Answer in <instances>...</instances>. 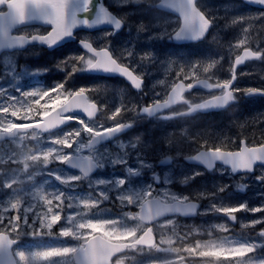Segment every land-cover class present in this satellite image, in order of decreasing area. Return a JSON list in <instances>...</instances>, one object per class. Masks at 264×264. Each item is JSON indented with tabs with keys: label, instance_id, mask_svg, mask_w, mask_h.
Returning <instances> with one entry per match:
<instances>
[{
	"label": "snow or ice",
	"instance_id": "obj_1",
	"mask_svg": "<svg viewBox=\"0 0 264 264\" xmlns=\"http://www.w3.org/2000/svg\"><path fill=\"white\" fill-rule=\"evenodd\" d=\"M135 0H113L122 8ZM245 3L264 6V0H245ZM160 7L177 13L176 27L171 32L165 30L163 34L176 40H200L205 37L209 29L215 24L216 17L198 3V0H160ZM6 9V10H5ZM127 14L120 15L105 3V0H0V50L23 49L25 45L39 43L48 48H54L66 39L76 38L77 29H96L100 26H110L94 39L80 38L78 40L82 52L65 57L56 67L65 73L63 81L55 83L50 88L33 87L25 90L19 81L23 76H38L48 69L18 71L11 61H6L3 74H10L9 87L0 84V141L23 143L26 137L35 141L34 150L30 149L24 155V171L32 166L36 173H28V179L36 174H47L45 184L37 187L34 193H22L21 189L13 186L19 182L18 176L0 172V191L7 197L0 202V264H124L126 250L138 249V246H148L157 251L175 254L179 264H183L184 257L180 253H195L202 245L198 241L195 247H174L176 217L194 216L200 214L199 205L193 202V197L172 191L168 187L174 182L172 175L163 178L156 171L158 165L149 162L146 153L138 149L139 137L136 141L117 142L116 150H109L106 142L115 141L118 134L129 129L140 119L154 118L156 120H171L176 116L190 115L199 111L221 109L236 102L237 93L245 96H264V87H250L240 89L236 87V66L247 60H264V49L257 47L253 50L244 47L240 55H236L231 64L230 78L209 83V77L200 80L198 77V63L166 59L157 61L152 52L138 54L130 43L122 50L112 45L116 36L128 22ZM245 20L264 21V12L255 16H241L232 23ZM33 22L50 26V30L40 34L16 35L19 26H29ZM252 25L249 24V28ZM249 28H243V38L235 45L244 46L248 39ZM139 31L146 30L141 24ZM162 63L166 70L177 63L180 69L176 73L183 79L173 82L170 91L162 94L154 92L151 103L141 104L140 99L147 95L144 92L147 71L142 67L145 62ZM217 61L212 60L204 68L215 67ZM188 69L187 71L185 69ZM78 72H103L109 75L123 77L130 86L141 96L135 103L121 102L120 106L111 111L109 120L114 121L111 126H105L94 119L98 112L107 105L98 104L97 100L87 95L89 88H66V83ZM194 79L202 87L219 90V94H211L210 98L199 103L190 101L184 96L185 91L193 88V84H184L183 80ZM159 83L163 84L164 81ZM54 94V95H53ZM30 98V99H29ZM48 98L51 104H41ZM187 106L186 112L173 110L176 104ZM33 105L40 111V117L35 122L16 123L11 118L28 121L33 113ZM131 112L134 116L131 122H121L117 117L122 113ZM87 117L82 118L80 114ZM5 120L7 121L5 123ZM75 121L79 127L64 131L69 122ZM57 129L59 131L54 132ZM31 130V131H29ZM48 138L44 139V134ZM202 144L188 160L203 165L207 170H219L223 174L230 172L253 174L256 183L264 185V142L249 146L245 141L240 142L238 150H227L221 142L220 146ZM150 145H144L148 148ZM130 149V150H129ZM15 152L0 154V163L16 164ZM29 161L31 163H29ZM172 158L165 156L158 161L159 165L171 164ZM52 165H56L52 167ZM63 165L64 167H60ZM221 167L218 169L217 166ZM66 169L75 170L66 171ZM112 169L110 177H94V173ZM119 169V172L115 171ZM15 172V170H13ZM151 173L150 182L138 184L146 172ZM199 172L184 175L181 183L189 180ZM87 182V191H77L83 182ZM230 184L218 185L212 192H200L197 199L208 198L212 201L209 209L222 213L231 221L237 220L236 213H261L259 219H253L251 226L264 224V203L260 206H249L247 201L235 206H223L215 201L222 193L228 191ZM248 185L241 183L238 191H246ZM31 196V199L27 197ZM264 197V192L261 193ZM106 201H118L123 207L135 206L138 212H123L120 217L109 218L102 214L100 206ZM55 202V204H54ZM55 208V211L53 210ZM46 209V210H45ZM15 215H12V212ZM31 214V215H30ZM128 221H132L131 225ZM58 226V236L77 241L75 245L47 247L42 250H17L13 252V245L17 244L20 235H53V227ZM222 231H228L227 226L219 225ZM27 229H31L28 232ZM44 229L46 231L41 232ZM16 233V239L11 234ZM159 236V240H157ZM258 240L225 238L220 242L213 240L203 245L207 250L199 251L201 257L234 258L235 264H264V228H261ZM167 245V247H161ZM258 253L250 256L249 254ZM14 257H19L17 261ZM55 258H68L58 261ZM165 264H172L166 261Z\"/></svg>",
	"mask_w": 264,
	"mask_h": 264
},
{
	"label": "rangeland",
	"instance_id": "obj_2",
	"mask_svg": "<svg viewBox=\"0 0 264 264\" xmlns=\"http://www.w3.org/2000/svg\"><path fill=\"white\" fill-rule=\"evenodd\" d=\"M155 1L156 0H135V2L129 3L123 6L122 8H120L113 3V0H110V5L119 8L120 15L127 14L129 18L128 19L129 25L126 33L118 37L110 38L112 40V45L116 49L122 50L123 46L128 45L130 43L131 47H133L136 53L142 54L144 52H152L154 55L157 54L158 57L155 55L156 60L157 61L159 60L160 62H163L166 59L177 61L179 64H183L184 61H192L198 63V77H200L201 75L202 76L212 75L211 77H214L219 80H221V78L223 77L222 70L228 73L231 72L230 67L234 56L237 53H239L240 50L244 48L246 45H248L251 41L258 42L261 45V47L264 49V39H263L264 21L245 20L235 24L232 23L234 18L238 20L239 17L241 16L244 17L255 16L259 12H264V11L251 10L238 3H224L223 5H219V6L210 3L203 4V6L216 17L215 27L212 31V38L208 41L209 42L208 46L206 45L192 46V47H186V49L170 47L169 45H170V41H172V38L170 39L168 35L163 33L165 32V30L171 32L172 29L176 27V23H175L176 17L170 16L165 13H159V11H155V7H154ZM248 23L252 25L250 28ZM141 24L146 26V30L143 31L138 30ZM243 28H249L247 34L248 39L246 40L244 46L237 48L235 47V45L237 44L238 40L240 38H243L244 36V33L242 31ZM29 32L41 33L42 29L31 28ZM100 35L101 34H98L95 37H98ZM88 37H90V35H85V38ZM210 43H214V44H210ZM39 52L41 51L37 50L36 48H33V50H31V52L27 54H21L20 52L6 54L0 58V71L3 73V66L6 61H11L12 63H14L18 71L23 70L25 68L30 71L42 70V69L50 70V68H53L54 72L60 73L61 76L58 75L55 77H51L50 79H48V81L47 80L43 81L42 79L40 81L32 80L34 78L40 79L44 74L48 72L47 71V72H42V74L38 76H34V77L23 76L19 81H13V83H17V82L21 83L25 88V90H31L33 87H42L47 89L52 87L55 83L63 81L65 79V73L64 71H61L56 67L57 63L64 60L65 57L67 56L80 53L79 51L73 52L70 50V48H68L65 51H63L60 56L55 55V53H48L47 60L45 61L40 58ZM212 60L217 61L215 67L209 68L208 72H205L204 68ZM142 67H144V69L147 71L146 76L149 79L151 91L153 90L152 92H159V93H163L164 90H166L168 86L171 85L172 81H176L178 79L176 73L180 71L177 63L172 64V67L169 70H166V68L163 66L162 63H151L147 61L145 62V65H143ZM261 68H262L261 65H255L252 68L251 67L247 68L242 73V78H243L242 82L246 83L249 79L251 78L254 79L253 74L258 73L261 70ZM185 70L187 71L188 69L186 68ZM2 73H0L1 76L0 84L4 85L5 87H9L8 80L11 78V76L10 74L4 75ZM86 74L88 75L87 72H78L74 77L68 80V82L66 83V88L78 89L79 87L82 86L89 88L90 91L88 93L92 97H95L97 100H99L102 103V105H107V108H105L106 120H109L108 116L111 115V111L114 110L115 107L120 106L121 102H124L121 101L120 99H116V97L126 96L127 90L126 88H123L122 84L118 85L119 83L118 81L106 80L100 77H89ZM179 78H183V73H181V76ZM223 79L224 78H222V80ZM160 80L164 81L162 85L161 83H159ZM45 103L51 104V101H49L48 98H45L44 100L41 101V104H45ZM133 103L135 102L133 101ZM32 107H33V113L31 114L30 120L25 121L11 117L10 119H12L13 122L16 123H25V122L33 121L35 119V116H37L36 112L40 111V109L38 108V106L35 105H33ZM0 120H4V117L2 115H0ZM98 121L103 124L104 118ZM6 122L7 121L5 120V123ZM76 127H79V125L77 124ZM171 134L172 136L169 139L162 138L161 145L146 144V145H150V147L148 148L143 147L142 150L147 155H150L153 158L148 161L158 165L156 167V171L161 175L162 178L166 174L173 176L174 182L176 183L173 184L174 183L173 182L172 183L173 185L171 184L170 189L172 191L190 195L191 197L196 199L200 192L210 193L213 190H215L218 185L229 184L228 181L231 184V181L228 179L217 180V178L215 179L210 178L204 180L202 178H198L197 180H195V176L194 178L191 179V181H196L195 183H192L189 186H186L185 183H181V180L183 179L184 175H192V173L196 172V170H192L194 169L193 167L186 168L184 164L185 161L181 159V157L185 154H190L195 150H197L199 146V144L197 143H202L204 141L205 132L200 129L186 128L185 131L184 128H179L177 130L174 129L171 132ZM43 138L47 139L48 134L44 135ZM24 141L22 144L14 143L13 146H11L10 143H6L0 146V154H2L4 151H8L9 154L15 152L16 154L15 158L19 161L18 163H16L17 166L19 165V167H14L8 164L3 165L0 163V172H7L9 175H13V174L17 175L19 182L13 187L18 188V186H20V184L22 183L24 187L21 189L22 193H27L29 190H36L37 187H41V186L47 188L48 186L45 184V181L48 179L46 173L36 174L34 175L33 179L29 180L28 173H36L37 168L35 166H32L28 169L27 172L24 171V163H25L24 155L27 154L30 149L34 150L36 146L35 141H33L30 137H26ZM26 143H28L29 145L28 144L26 145ZM171 143H174V145H172L175 148L174 150L170 149ZM171 152L179 160L174 161L169 166L159 165L158 161L160 159H163ZM29 163L31 162L29 161ZM13 170H15V172ZM102 172L104 173L106 172V170ZM97 176L110 177L111 174H107V175L99 174ZM150 176H151L150 171L146 172L144 177L141 180H139L137 183L140 184L146 181L150 182ZM2 179L3 176L0 175V180ZM244 183L248 185L246 194H244L243 191L241 193H238L239 194L238 197L234 198V196L231 195L234 194V191L235 193L237 191L234 189H233L234 191L228 189V191L222 193L220 198H218L215 202L218 205L222 204L223 206H235L240 202L247 201L249 203V206L252 207L260 206L262 203H264V197L261 196V193L264 192V185L258 184L256 183V181L255 182L250 181ZM253 186H256L255 190L252 189ZM158 187L164 188L168 186L162 185ZM87 190L88 189H87L86 181L83 182L80 185V188L77 189V191H83V192H86ZM4 192L6 191L5 190L0 191V202L5 201L7 199V197L4 195ZM199 199H202L206 203V208H204L202 211V218H195L193 220H187L186 218L180 216L175 218L178 227L176 228L177 235L174 237L175 244L173 246L181 247V248L195 247L198 241L202 245V247L197 249L195 253H188L182 251L180 255H182L184 259H186V255L195 256L198 255L199 251L207 250L206 248L203 247L205 242L208 241L205 239L214 236L215 232L222 231L220 227H218L219 225L227 226V229L228 231L231 232L232 236L236 237L235 234L237 233L235 229L236 227H234L229 222V220L225 219V217L221 213H217L214 211H208V212L205 211L206 209H209L212 201L208 198H199ZM107 202L110 203V201ZM133 207L135 206L123 207L122 205L119 204L118 201H115L112 202V204L110 203L109 205H106L105 208L101 210V212L106 217L117 218L120 217L123 212H127V211L134 212L135 209ZM115 213H118L119 215ZM203 215L208 216V219L203 220ZM241 215H242L240 222L241 227H247V226H251V221L253 219H259L262 214L241 212ZM128 223L132 224L134 222L128 221ZM257 225H261V224H257ZM199 232L201 233L199 235L203 236L204 239L194 238L193 239L194 241H191L189 245H186V240L189 237L195 236ZM223 232L228 233L227 231H223ZM249 237H251L250 239H254V240L260 239L257 236V234ZM164 255L167 254L165 253ZM164 255L162 256L160 255V257L163 258ZM205 258H210L212 259L211 261L220 264H227V263L235 264L234 258L232 257H229L228 259H225L224 257H220L219 259L215 257H205ZM163 259L165 261H173L175 264L178 263L175 254L168 253V256ZM38 264H43V263L38 262ZM132 264H138V263L135 260H133Z\"/></svg>",
	"mask_w": 264,
	"mask_h": 264
},
{
	"label": "flooded vegetation",
	"instance_id": "obj_3",
	"mask_svg": "<svg viewBox=\"0 0 264 264\" xmlns=\"http://www.w3.org/2000/svg\"><path fill=\"white\" fill-rule=\"evenodd\" d=\"M110 0H108L109 2ZM205 3H210L209 0H203ZM228 3H235L239 0H225ZM221 2V1H220ZM217 3V2H216ZM214 4V3H213ZM215 5V4H214ZM245 6L248 9L254 10L258 8H254L248 4H245ZM114 11H116L115 8H113ZM207 10V9H206ZM119 11V10H117ZM208 11V10H207ZM98 32V31H96ZM91 34L95 32H80L78 36H83V34ZM93 39V37H92ZM191 44H183V47L189 46ZM252 47L253 50H255L257 47L261 48L260 44H255L254 41H251L246 47ZM242 52V51H241ZM240 52V53H241ZM240 53H237L239 55ZM235 57L233 58L232 63L235 61ZM249 62V63H248ZM244 66L240 67L236 70L237 74V80L235 81L236 87L240 89H246L250 87H264V60H255V61H248ZM256 64H255V63ZM255 65H261V70L253 74L254 79L251 78L246 83L242 82V73L249 67H254ZM239 73V74H238ZM222 75L224 79L230 78L231 72H226L222 70ZM211 76H200L199 79H208ZM221 78V80H222ZM115 79V78H111ZM121 81V84L123 88H126L127 95L124 97H116V99H120L121 101H124V103H128L129 101H136L138 98H140L141 94L137 93L130 84L127 82H123V80L118 79ZM179 80V79H178ZM177 80V81H178ZM216 78L211 77L210 80H208L209 83L216 82ZM186 81V80H185ZM175 81H172V83ZM188 83L194 82L193 80H187ZM145 87L144 92L147 93V95L143 96L142 99H140L141 104H148L151 103L154 93L151 91L150 88V82L147 77H145L144 80ZM170 86L165 91H170ZM169 89V90H168ZM164 91V92H165ZM196 91V92H195ZM163 92V93H164ZM163 93L162 97H163ZM211 94H219V90L213 89L209 90L204 87H201L200 89H194L187 94H185V97L189 99L190 101L199 103L203 99L210 98ZM238 99L236 102H234L231 106H229L226 109L223 110H213L208 112H196L193 115L190 116H176L171 120H156L154 118H144L137 120L133 126L125 133L121 134L116 138L115 141H110L106 143V146L109 148V150H116L117 149V142H129V141H136V139L139 137L140 143L138 145V149H143L144 145L146 144H152V145H161L162 144V138L169 139L172 134L171 132L174 129L184 128L186 131V128L190 129H200L205 132L204 141L199 144L197 150L200 148L202 144H205V141H207V146H220L221 142H223V146L226 147L227 150H238L240 147V142L243 140L246 144L249 146H252L254 144H259L261 142H264V96H245L242 92L236 94ZM252 109V110H251ZM173 110L177 112H186L187 106L184 104H176L173 106ZM106 112V109H105ZM104 112V113H105ZM106 114V113H105ZM134 113L131 112H125L122 114V116L117 117V120H120L121 122H131L129 118H133ZM230 118V119H229ZM222 120V121H221ZM75 122V121H74ZM114 121L112 122V124ZM107 126H111V124H107ZM69 127V126H68ZM67 128V127H66ZM153 132V133H152ZM155 132V133H154ZM129 134V135H128ZM138 135V136H137ZM142 136V137H141ZM211 136V137H210ZM218 136V137H217ZM122 140V141H121ZM7 141H3L0 144H5ZM10 143V142H9ZM174 143H171V150H174ZM130 150V149H129ZM188 154L187 156H191L196 154V151ZM152 153V152H149ZM172 154V152L170 153ZM168 154L167 156L172 158V162L177 159L173 154ZM159 159V158H158ZM181 159L186 160V156H182ZM171 162V163H172ZM191 163V162H190ZM189 163V164H190ZM168 165V164H165ZM191 167L196 169V172L201 173L200 175H196L195 177L200 178H213L214 176L222 178H228L231 181V188L236 190L237 192L232 196L234 198L238 197L237 186L244 182H255L254 176L260 174V169L257 168L255 173L253 174H243L238 173L236 175L231 174L228 172L227 174H223L219 170H207L204 168L203 165H200L198 163H191ZM56 166V165H52ZM61 167H64L63 165H60ZM190 166V165H189ZM221 166L218 165L217 168L219 169ZM66 171H72L66 169ZM99 172V171H98ZM97 172V173H98ZM217 172H220L221 174H217ZM95 175V174H93ZM254 188V186H253ZM36 190H29L27 193H34ZM28 199H31V196L27 197ZM195 200V199H194ZM201 202V211L204 208V202ZM55 204V202H54ZM108 204L105 203L104 205L100 206L101 208L106 206ZM132 207V206H130ZM135 210L134 212H138L139 209L137 207H133ZM46 210V209H45ZM55 211V208L53 209ZM201 213V212H200ZM14 215V211L11 213ZM222 214V213H221ZM31 215V214H30ZM223 215V214H222ZM237 216V220L235 222L229 221L234 227H236V237L232 236L230 233H225L223 231L215 232V235L211 238H206L205 240H214L213 241H222L225 238H234V239H248L251 238L249 236L256 235L259 233L260 228L264 227V224L261 225H255V227L247 226V227H241V212L235 214ZM199 216V215H198ZM225 219L229 220L228 217L223 215ZM28 232H31V229H27ZM41 232H44L46 230L41 229ZM53 235H20L19 239L17 240V244L13 245L12 250L13 252L17 250H42L47 247H59V246H71L75 245L77 241L70 240V238H62L58 236L59 227L54 226L53 227ZM200 232L197 233L193 237H189L186 240V245H189L191 241H194V238H201L204 239L203 236L199 235ZM231 234V235H230ZM229 235V236H228ZM211 236V235H210ZM11 238L16 239V233L11 234ZM157 240H159V236H157ZM194 243V242H192ZM161 247H167V245H162ZM165 252L157 251L155 248H149L148 246H138V249L135 250H126V256L124 259V264H132V261L135 260L138 264H165V260L163 258H166L168 256L164 255ZM258 253H252L249 254L250 256L257 255ZM159 255V256H158ZM160 255H164L163 258L160 257ZM17 261H19V257H14ZM58 261H62L64 259L68 258H55ZM210 258L201 257L199 255H186V259H183V261L187 262V264H220L211 261ZM42 262V261H41ZM172 264H175L173 261H171ZM43 263V262H42ZM22 264V262H21ZM228 264V263H227Z\"/></svg>",
	"mask_w": 264,
	"mask_h": 264
},
{
	"label": "water",
	"instance_id": "obj_4",
	"mask_svg": "<svg viewBox=\"0 0 264 264\" xmlns=\"http://www.w3.org/2000/svg\"><path fill=\"white\" fill-rule=\"evenodd\" d=\"M245 1V0H244ZM249 4H251V5H253V6H256V7H260V8H264V6H260V5H258V4H253V3H249ZM164 9H167V8H164ZM168 10H170V9H168ZM172 11V10H171ZM177 14V13H176ZM39 22H33V24H38ZM100 27H103V26H100ZM71 39V38H70ZM70 39H66V40H64L63 42H61V43H64V42H66V41H68V40H70ZM178 41H184V40H178ZM186 41H192V40H186ZM60 44V43H59ZM9 50H14V49H9ZM3 50H0V52H2ZM91 73H100V74H106V73H103V72H91ZM106 75H109V74H106ZM222 109V108H221ZM212 110H219V109H212ZM209 111V110H208ZM82 114V113H81ZM98 114V113H97ZM62 127V126H61ZM55 130V129H54Z\"/></svg>",
	"mask_w": 264,
	"mask_h": 264
},
{
	"label": "bare ground",
	"instance_id": "obj_5",
	"mask_svg": "<svg viewBox=\"0 0 264 264\" xmlns=\"http://www.w3.org/2000/svg\"><path fill=\"white\" fill-rule=\"evenodd\" d=\"M228 7V6H227ZM218 10V9H217ZM223 16V15H222ZM163 24V23H162ZM249 24V23H248ZM233 27V26H232ZM230 28V27H229ZM232 33V32H231ZM143 35V34H142ZM215 36V35H214ZM232 36V35H231ZM264 39V38H263ZM217 40V39H216ZM139 41V40H138ZM155 42V41H154ZM144 43V42H143ZM148 43V42H147ZM142 44V43H141ZM146 44V43H145ZM151 44H152V42H151ZM142 47V46H141ZM211 47V46H210ZM166 48H167V46H166ZM171 50V49H170ZM156 56H157V54H155ZM159 55V54H158ZM158 57V56H157ZM167 57V56H166ZM165 60V59H164ZM159 61V60H158ZM249 63V62H248ZM175 64V63H174ZM169 70V69H168ZM178 71V70H177ZM253 71H255V70H253ZM172 74V73H171ZM239 74V73H238ZM212 76V75H211ZM168 77V76H167ZM172 77V76H171ZM201 77H202V75H201ZM158 78V77H157ZM156 78V79H157ZM175 79V78H174ZM246 80V79H245ZM161 81V80H160ZM152 82V81H151ZM158 84V83H157ZM155 85V84H154ZM162 85V84H161ZM161 87V86H160ZM253 87V86H252ZM170 88V87H169ZM169 90V89H168ZM165 91V90H164ZM110 92V91H109ZM196 92V91H195ZM154 93V92H153ZM108 96V95H107ZM111 96V95H110ZM113 97V96H112ZM252 110V109H251ZM230 119V118H229ZM222 121V120H221ZM153 133V132H152ZM155 133V132H154ZM129 135V134H128ZM138 136V135H137ZM142 137V136H141ZM211 137V136H210ZM218 137V136H217ZM122 141V140H121ZM117 144V143H116ZM201 144V143H200ZM196 145V144H195ZM191 167V166H190ZM166 170V169H165ZM221 177V176H220ZM215 179V178H214ZM217 180H218V178H217ZM200 185V184H199ZM254 197V196H253ZM251 215V214H250ZM227 219V218H226ZM228 233H230V231H227ZM214 234V233H213ZM229 236V235H228Z\"/></svg>",
	"mask_w": 264,
	"mask_h": 264
}]
</instances>
